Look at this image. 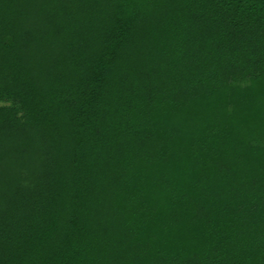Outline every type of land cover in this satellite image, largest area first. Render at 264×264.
<instances>
[{
	"label": "trees",
	"instance_id": "trees-1",
	"mask_svg": "<svg viewBox=\"0 0 264 264\" xmlns=\"http://www.w3.org/2000/svg\"><path fill=\"white\" fill-rule=\"evenodd\" d=\"M0 264H264V0H0Z\"/></svg>",
	"mask_w": 264,
	"mask_h": 264
}]
</instances>
